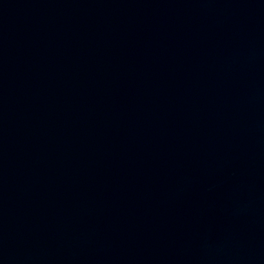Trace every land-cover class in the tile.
Instances as JSON below:
<instances>
[{"label": "water", "instance_id": "obj_1", "mask_svg": "<svg viewBox=\"0 0 264 264\" xmlns=\"http://www.w3.org/2000/svg\"><path fill=\"white\" fill-rule=\"evenodd\" d=\"M0 264H264V0H0Z\"/></svg>", "mask_w": 264, "mask_h": 264}]
</instances>
